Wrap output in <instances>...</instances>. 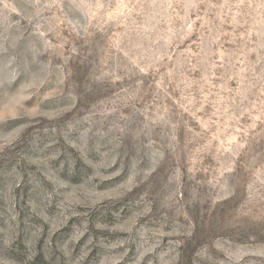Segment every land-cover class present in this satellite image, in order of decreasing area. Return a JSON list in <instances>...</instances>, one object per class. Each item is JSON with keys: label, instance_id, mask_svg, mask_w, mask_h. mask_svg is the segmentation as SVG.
I'll use <instances>...</instances> for the list:
<instances>
[{"label": "rangeland", "instance_id": "374dc122", "mask_svg": "<svg viewBox=\"0 0 264 264\" xmlns=\"http://www.w3.org/2000/svg\"><path fill=\"white\" fill-rule=\"evenodd\" d=\"M0 264H264V0H0Z\"/></svg>", "mask_w": 264, "mask_h": 264}]
</instances>
